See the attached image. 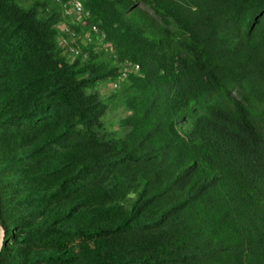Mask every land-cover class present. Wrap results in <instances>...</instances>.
Listing matches in <instances>:
<instances>
[{"label":"trees","instance_id":"obj_1","mask_svg":"<svg viewBox=\"0 0 264 264\" xmlns=\"http://www.w3.org/2000/svg\"><path fill=\"white\" fill-rule=\"evenodd\" d=\"M80 1L0 0V264H264V0Z\"/></svg>","mask_w":264,"mask_h":264},{"label":"rangeland","instance_id":"obj_2","mask_svg":"<svg viewBox=\"0 0 264 264\" xmlns=\"http://www.w3.org/2000/svg\"><path fill=\"white\" fill-rule=\"evenodd\" d=\"M67 12H71V9H68ZM130 69L131 68L128 65V69H123L125 73L121 72V75H119L118 80H115V81H112L110 83L103 85L101 88L102 92H108L110 90H113L112 88L118 87L117 85L119 84V80H123L126 76V72L129 71ZM3 237H4V233H3Z\"/></svg>","mask_w":264,"mask_h":264},{"label":"bare ground","instance_id":"obj_3","mask_svg":"<svg viewBox=\"0 0 264 264\" xmlns=\"http://www.w3.org/2000/svg\"><path fill=\"white\" fill-rule=\"evenodd\" d=\"M68 9H71V12L75 13L78 16H80V14L83 12V7L80 0H72ZM130 68L136 70L138 68V65L133 64ZM123 73L125 72L123 71Z\"/></svg>","mask_w":264,"mask_h":264},{"label":"water","instance_id":"obj_4","mask_svg":"<svg viewBox=\"0 0 264 264\" xmlns=\"http://www.w3.org/2000/svg\"><path fill=\"white\" fill-rule=\"evenodd\" d=\"M3 228L2 226L0 225V249H1V246H2V242H3Z\"/></svg>","mask_w":264,"mask_h":264},{"label":"built area","instance_id":"obj_5","mask_svg":"<svg viewBox=\"0 0 264 264\" xmlns=\"http://www.w3.org/2000/svg\"><path fill=\"white\" fill-rule=\"evenodd\" d=\"M123 69H128V63L126 62V60L123 62V66L121 68V72H123ZM133 71V70H130Z\"/></svg>","mask_w":264,"mask_h":264}]
</instances>
